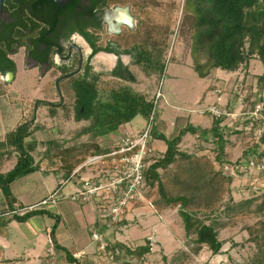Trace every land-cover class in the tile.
<instances>
[{"label":"rangeland","instance_id":"374dc122","mask_svg":"<svg viewBox=\"0 0 264 264\" xmlns=\"http://www.w3.org/2000/svg\"><path fill=\"white\" fill-rule=\"evenodd\" d=\"M112 3L131 7L133 15L141 22L139 27L146 38L142 40L146 49L152 50L158 46L161 64L165 66L163 75H145L139 68L132 67L136 72L135 76L140 80L136 83L140 85L139 88L134 86L133 89L138 93L146 94L148 99L152 100L162 82L160 90L166 97L158 103L156 120L163 118L167 121L173 118L170 124L173 130L167 132L169 138H172L174 133L177 134L180 125L190 124L192 121L190 110L207 108L203 106L206 95L217 88L216 82L223 83L219 87L221 88L219 95L221 97L225 95L223 109L235 115L226 118L218 126L220 132H216L217 135H223L226 141L224 163L218 160L219 152L216 144L218 136L215 133L210 132L207 136L200 133L186 134L179 145L182 156H178L176 162L167 169L158 170L160 181L168 196L186 197L189 200L186 210L195 214L203 223L215 226L223 247L217 255L206 246H201L197 250L198 245L194 243L195 236L187 235L179 215L181 204L166 206L159 194L158 183L154 185L146 183L143 190L146 200L129 205L125 221L121 225H111L104 235H101L97 254L86 257L87 261L84 260L81 264H264V261L261 262V253L264 251L262 246L264 171L262 167L249 166V161L257 160L258 155L264 151L262 111L257 116L253 114L257 106L261 109L264 106L262 64L255 55L240 64L229 77L226 74H221L219 77L212 76V71L206 78L210 79V84L213 86L203 92L204 83L200 78H196L197 75L193 72L198 63L195 57L200 65H205L209 56L205 50H198L197 56L193 52L192 57L193 30L188 25L189 15L183 10L184 0H113ZM247 50L248 45L245 47V52ZM22 57V51L14 56L18 68L13 83L3 82L0 77V149H9L6 136L17 127L18 121H22L21 125L35 121L40 127V132L35 131L37 135H33L31 139L33 141L43 139L51 143L46 144V148H49L47 151H36L34 156L40 158L57 156L54 160L62 157L71 163L68 166L74 167L86 161V156L92 157L97 151L98 144H91V141L97 138L91 134H82V130L89 127V121H75V97L69 82L60 86V93L65 96L63 101L67 105V110L50 105L38 106V102H49L47 100L59 103L58 89L53 84L46 86V81L51 80L53 75L49 74L44 81L39 82L36 71H26ZM92 63L97 70H100L99 66L104 65L99 56ZM179 65H186L193 71L188 72L186 67ZM185 69L187 70L184 72ZM175 74L184 75L182 82L174 80ZM99 80L101 90H107L117 83L129 86L132 84L122 79L109 78L107 75H100ZM173 92L180 96L179 99L188 97L190 100L188 103L185 102L186 114L182 118L184 121H179L180 119L176 118L179 114L168 105V99ZM199 95L202 97L200 105L194 102ZM50 109L58 113L55 119L52 118L55 115L49 112ZM37 113L39 120L35 119ZM173 113L175 115L169 117V114ZM204 120L213 121L208 126L210 130L204 128L209 125L206 122L196 123L195 127L209 131L216 128V119L210 113H205ZM146 124L147 121L142 116H138L131 123L124 125V129L131 134L123 135L141 132ZM113 138L119 142L121 136L114 135ZM98 142L102 145V148L100 147L102 150L112 149L118 145V142L116 145L107 144L103 140ZM61 145H65L66 149L76 148V153L83 151L87 146L92 147L93 151L81 152L79 155L81 158H75V155L71 156L70 150L62 151ZM24 148L30 153L26 145ZM151 149L152 156H155L149 160V163L164 154L159 150L156 151L153 146ZM11 151L14 150L11 148ZM259 163L264 164V159ZM231 165H240L241 168L236 170L231 168ZM97 166H88L83 171L90 176L93 169L99 170ZM83 175L82 172L77 177ZM147 244L150 245V253L141 259L127 254L122 248L124 246L135 251L138 247ZM63 264L68 263L64 261Z\"/></svg>","mask_w":264,"mask_h":264},{"label":"trees","instance_id":"16d2710c","mask_svg":"<svg viewBox=\"0 0 264 264\" xmlns=\"http://www.w3.org/2000/svg\"><path fill=\"white\" fill-rule=\"evenodd\" d=\"M183 10L189 15L188 25L193 30L192 57L193 52L197 56L198 50H205L209 56L205 65H200L199 60L195 57L198 63L194 71L200 78H206L214 69L234 72L240 64L255 55L264 68V0H184ZM10 43V41H0L1 74H4L9 67L15 69L14 62L8 58ZM246 45H248L247 52H245ZM136 59V63L144 74L163 75L165 66L161 64V54L159 51L156 52V49H145V51L140 49ZM91 75L87 74L82 81H76L70 86L75 97V121L90 122L89 127L82 130V134H91L94 138L104 137L109 133L117 132L122 125L131 123L138 116H142L148 121L154 111V103L153 100L148 99L146 94L138 93L131 86L120 83L111 86L107 90H101L98 83L99 77H94L93 75L92 78ZM263 77L264 75L261 78ZM130 81L135 83L136 79L130 77ZM40 104L61 107L64 110L68 109L64 103L53 105L49 102H38V106ZM155 108L157 112V107ZM261 111L262 119L264 120V106ZM49 112L55 115V110L50 109ZM156 112L151 138L164 141L167 148L161 157L154 158L153 163L144 172L146 183L150 185L158 183L159 194L166 206L181 204L179 215L183 220L187 235L195 236L194 243L198 245L197 250L201 246H206L214 255H217L223 247V242L218 239V232L215 226L203 223L195 214L187 211L189 200L186 197L168 196L163 183L160 181L158 170L167 169L176 162L178 156H182L179 151V145L186 134L199 132L207 136L212 132L217 135L216 132H220L218 126L224 121V118L216 120V128L211 131L196 130L191 125H187L178 135L168 138L163 134H156ZM32 133L31 123H26L17 126L6 136L7 147H13L19 154L14 168L6 174H0V189L10 208L15 202L11 192V185L17 179L27 176L39 168L38 165H35L30 153L24 148L25 139L30 137ZM217 136L218 160L223 162L226 141L223 135L218 134ZM49 143L51 142L49 141L45 144ZM262 144L264 146V136L262 137ZM96 148L97 151L93 156L107 152L98 146ZM68 150H70L71 156H74L77 149ZM262 159H264V151L258 155L257 162ZM73 168L74 166H69V172ZM37 215L53 216L52 213L47 211L32 210L23 217L15 218L19 222H25ZM56 227L57 225L55 224L50 233L54 248L63 253L68 264H79L72 254L58 245L55 237ZM102 227L105 228L106 225H102ZM262 246L264 247V242ZM122 248L126 250L127 254L137 256L140 259L150 253L151 250L149 244L138 247L135 251L124 246ZM262 261H264V251L261 253Z\"/></svg>","mask_w":264,"mask_h":264},{"label":"crops","instance_id":"0c3cea01","mask_svg":"<svg viewBox=\"0 0 264 264\" xmlns=\"http://www.w3.org/2000/svg\"><path fill=\"white\" fill-rule=\"evenodd\" d=\"M108 58L111 59L112 64L102 59L103 64L108 65V67H106V65L105 67L104 65H101L99 66L100 70H97L95 68L98 71V76L107 75L109 78H112L111 70L114 66V59L112 60V58ZM132 59L133 58L131 57H126L124 59V62L128 63L129 61H132ZM132 63L134 62L132 61ZM179 66H183L184 68L186 67L188 69V72L193 71L190 67L186 65ZM132 67L137 68L133 64L129 65V76L122 80L130 81L129 78L134 77L136 79V82L134 84L130 81V83H132L131 87L133 86L132 88H134V86H136L137 88H139L138 86L140 85L136 83H138L140 80L137 76H135L136 72ZM181 68L182 67H180V69ZM187 69H185L184 72ZM212 71V76L218 77L221 74H226L227 77L232 74L231 72H226L221 69H214ZM193 72L197 75L195 71ZM183 77V74H175L174 80H178L180 83L182 82ZM197 77L200 78L198 75L196 76V78ZM200 80H202L204 83L203 92L210 86H213L210 84L211 82L209 78H200ZM98 83L100 85V82ZM220 84L223 83L216 82L215 87L217 88L213 89V91H209V96L206 95V100H204L205 104L203 106L204 108H207L190 110V118L192 119V121L190 122L189 120L190 124H186L185 121L186 125H180L177 134L174 133L173 137L178 135L179 132L184 129L187 125H191V123V126L198 130L197 127H195V124H201L206 122V124L209 125L204 128H209L210 130V127L208 126H210L213 121L204 120L205 113H209L208 108L212 104H214L218 98L221 99L222 105L225 103V95H223L222 97L219 95V93L221 92V88H219ZM170 95L171 97H169L168 99L169 103H167L171 108H173V110L175 109V113L179 114L178 116H176V118H179V121H181L183 120V115L186 114V112L184 111L186 109L185 102L188 103L190 102V100L188 97H185L184 99H179L180 96L177 95V93L175 95L174 92ZM62 96L63 99L59 103L65 104V102L63 101L65 100V96ZM165 97L166 96L164 95V98ZM177 100H182L183 102L178 103ZM201 100L202 97H200L199 95L196 97L194 102H198V105H200L199 102H201ZM47 101L53 104L58 103V101L56 102L54 100ZM60 109L62 108L60 107ZM39 111L40 108L39 110H37V112L39 113ZM38 113L35 117V119L37 120H39ZM175 113L169 114V117H172L173 115H175ZM57 114L58 113H55V116L52 118L55 119ZM171 122H173V118H170L167 121H164L163 118L162 120H157L156 134H163L168 137L167 132L173 130V127H170ZM21 123L22 121H18L16 125L19 126L21 125ZM14 129H12L11 131H13ZM32 129L34 130V132L30 137L25 139L24 143L27 146V149L29 148L28 150L35 160V165L39 166L38 170L34 171L33 173L27 176L17 179L11 185V192L15 198V202L11 208L9 207L4 194L0 189V264H55V262L57 264H63L64 261L66 262L63 253L59 252L54 248V244L50 237L52 227L55 224L57 225L55 230V237L58 245L61 248L66 249L70 254L73 255L75 259H77V262L81 264L82 261H87L86 257H92L93 254H97V250H99V241L94 240L93 235H99L101 237V235H104L105 231L108 230V227L103 228L102 225L104 224L99 221L98 207L96 202L92 200L80 201L75 200L71 197V195L74 194L77 188L80 187V177L77 176H79V174L82 172L84 173V178H87L89 176V173H86L82 170L74 178H71L73 172L77 168H79L85 162V160L80 164L76 165L71 170V172H69L68 165L71 163H67V161H65V159L62 157L58 158V160H54V158H56L57 156H51L47 158H40L39 156H34L36 151L38 152L39 150H42L41 152H44L47 151L49 148H46V141H44L43 139H38L36 141H33L31 139L33 135H37V132L35 133V131L39 130L40 132V127L36 125L35 121L31 122V130ZM122 131H124L125 133ZM126 133L128 132L124 129V125H122L119 130H117V132H112L104 137L93 139V141H91V144H98V146L102 148V145L99 144L98 140H103L107 144L114 143V145H116L118 140L113 138L114 135L121 136V139L118 142V144H120L122 139L125 137L123 134ZM137 133L138 132H136V134ZM196 134H199V132H197ZM151 146H153L156 151L159 150L161 153H165L167 148L164 141L158 140L156 138L153 139ZM60 147L62 148V151L68 150L66 149L65 145H61ZM11 148L14 151H11ZM88 148L92 147L87 146L83 149V151L80 150V152L78 153L75 152V158H81V156H79L81 152L90 151L91 153L93 151V148L92 150H88ZM17 156V151L13 147H9V149L6 150L0 149V174H6L14 168L17 163ZM87 159L88 156H86V160ZM60 182H64V184L61 185ZM54 194L55 198L51 200L47 205L39 206L40 203L49 199ZM15 210L23 212L19 213L18 215H11L10 212ZM32 210L47 211L52 213L53 216L50 217L48 215H37L28 219L25 222H19L18 220H16L15 217H23L25 214L31 212Z\"/></svg>","mask_w":264,"mask_h":264},{"label":"flooded vegetation","instance_id":"af4514ba","mask_svg":"<svg viewBox=\"0 0 264 264\" xmlns=\"http://www.w3.org/2000/svg\"><path fill=\"white\" fill-rule=\"evenodd\" d=\"M112 1L70 0L59 7L53 0H3L0 41L11 42L8 58L14 62L15 69L9 67L4 74L0 73L2 81L6 82L9 74L12 79L6 83L16 80L18 67L14 56L21 51L24 69L36 70L39 82L53 75L46 86L53 84L59 91L61 84L67 81L70 87L87 74L99 77L92 63L99 55L114 59L112 78H127L129 65L139 67L136 56L140 49L145 51L142 40L146 38L140 32L141 22L133 15L131 7ZM118 7L129 8L134 19L132 24L123 16L120 24L109 25V12ZM155 49L158 52V46ZM126 57L133 58L134 63H125ZM59 91L61 101L63 96Z\"/></svg>","mask_w":264,"mask_h":264},{"label":"built area","instance_id":"2783aa9c","mask_svg":"<svg viewBox=\"0 0 264 264\" xmlns=\"http://www.w3.org/2000/svg\"><path fill=\"white\" fill-rule=\"evenodd\" d=\"M160 87L153 97L154 111L150 115L145 128L135 135L125 136L120 144L112 149H107L106 153L89 157L79 168H77L71 178H74L84 168L98 165L97 169L91 171L87 178L80 177V187L71 195L75 200L94 201L99 209V221L106 227L111 225H121L125 221V217L132 203H142L146 200L144 196V186L146 184L145 171L153 163L149 160L153 158L151 149V132L154 127V117L159 101L164 98ZM261 108L256 107L254 115L261 113ZM209 113L216 119L224 120L235 116L227 110L223 109L221 99L208 108ZM88 162V164H87ZM250 167H262L257 160L249 161ZM231 168L239 170L240 165H231ZM101 173H98V172ZM64 184V182H60ZM55 198V194L49 199L40 203L39 206L47 205ZM113 199L112 201L110 200ZM23 211H12L11 215H18ZM94 240L99 241V235H93ZM103 248V247H102Z\"/></svg>","mask_w":264,"mask_h":264},{"label":"water","instance_id":"95a60500","mask_svg":"<svg viewBox=\"0 0 264 264\" xmlns=\"http://www.w3.org/2000/svg\"><path fill=\"white\" fill-rule=\"evenodd\" d=\"M55 1V3H57V5L60 7V6H63L65 3L69 2L70 0H53ZM2 2L3 0H0V9H1V6H2ZM110 19H109V25L112 24V23H116V24H120V17H125V19L129 22L128 24H132L134 22V19L133 17L131 16V13H130V10L128 7H125V8H116L115 10H111L110 12ZM12 79V74H9L7 76V81L6 82H10ZM59 91V90H58ZM60 92V91H59Z\"/></svg>","mask_w":264,"mask_h":264},{"label":"bare ground","instance_id":"6f19581e","mask_svg":"<svg viewBox=\"0 0 264 264\" xmlns=\"http://www.w3.org/2000/svg\"><path fill=\"white\" fill-rule=\"evenodd\" d=\"M101 59H104L105 61H107V62H109L110 64H112V61H111V59H109L108 57H106V56H99Z\"/></svg>","mask_w":264,"mask_h":264}]
</instances>
